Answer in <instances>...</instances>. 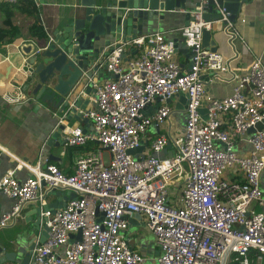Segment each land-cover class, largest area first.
Listing matches in <instances>:
<instances>
[{
    "label": "built area",
    "instance_id": "built-area-1",
    "mask_svg": "<svg viewBox=\"0 0 264 264\" xmlns=\"http://www.w3.org/2000/svg\"><path fill=\"white\" fill-rule=\"evenodd\" d=\"M210 1L217 2L200 0L194 20L181 30L193 54L189 71L182 70L175 43L162 33L136 38L110 54L106 72L117 78L93 82L89 99L96 106L82 113L93 133L79 126L64 130L67 147H99L77 161L73 175L18 159L0 180V192L14 202L0 213V231L16 225L29 205L41 204L50 235L34 249L35 264H146L125 236L136 214L162 248L154 264H264V64L258 58L235 74L229 96L209 93L205 74L231 69L220 53L203 47L204 34H215L221 25L229 43L242 39L225 8L218 20L204 18ZM182 94L188 97L183 131L152 136L151 130L172 125L168 101ZM243 136L251 149L239 155ZM142 143L147 146L141 154H130ZM169 145L174 155L161 158ZM24 168L30 175L18 179L16 172ZM227 173L244 180L226 181ZM55 190L76 198L63 209L44 210ZM78 233L81 240L71 239Z\"/></svg>",
    "mask_w": 264,
    "mask_h": 264
},
{
    "label": "crops",
    "instance_id": "crops-1",
    "mask_svg": "<svg viewBox=\"0 0 264 264\" xmlns=\"http://www.w3.org/2000/svg\"><path fill=\"white\" fill-rule=\"evenodd\" d=\"M34 1L37 4L39 14L29 16L16 9L12 22L14 26L19 28L20 35L12 40L0 43V180L18 164V159L31 166H36L38 163H41L43 167L46 164H53L65 175H73L76 163L81 157L88 152L99 151V147L95 142L76 148L67 147L64 142V130L70 126H79L87 134L93 133L91 121L82 114L87 113L96 106L89 99L94 92L93 89L90 90L91 94L84 98L85 108L80 110V117L71 120L62 119L55 109L48 110V108L31 101L30 96L25 91L31 71L28 64L32 52L30 49L33 50V47L41 46L47 41L33 38L30 34L31 27L39 22L49 38L53 35L58 21L81 4V0ZM0 3H2V0H0ZM192 5L191 1L187 2V7ZM4 22L5 14L0 12V28H6ZM234 22H236L241 33V40L238 39L233 44L229 43L227 35L223 32V27L216 25V33L213 34V39L205 46L206 49L220 53L230 63L231 73L207 72L204 76L207 90L217 98H224L231 94L235 74L245 73L258 58H261L264 64V0H242L239 14ZM184 23V12L176 10V12L166 14L165 19L158 21L157 26L146 32L144 36L162 33L168 41H183L181 30ZM215 48L216 51L213 50ZM135 54L132 50L128 52V56L131 58ZM176 59L184 72L189 71L191 64L189 54L177 53ZM103 75L102 78L97 75L93 82L112 79L107 72ZM178 103L179 100L177 99L171 104L174 109L172 125L169 124L161 129L151 130L150 134L152 136H157L159 131L161 134L169 135H177L183 131L185 110H176ZM151 110L148 114L154 112L153 109ZM62 120L65 126L64 130H60ZM246 139L247 137L243 136V140H240L236 146L239 155H245L251 149ZM103 155L106 159H109L108 152L104 151ZM173 155V147H168L161 153L160 157L169 158ZM29 175L30 172L26 168L16 172L18 179H25ZM225 180L241 182L244 177L239 173L231 175L227 173ZM263 181L264 179L261 185ZM58 199V196L51 194L46 197L48 205H54L58 202ZM13 204L14 202L11 199L0 192V213L10 211ZM41 210L40 202L29 205L24 209L22 217L16 225L0 231V264H35L33 252H31L30 259L25 260L26 252L22 245L29 250V244L22 243V241L26 239L23 238L24 232L35 228V224L41 218ZM134 227H143L145 231L149 232L142 217L131 222L129 229L131 230ZM36 237V245L38 246L42 244L39 243L40 231L36 232ZM126 238L131 246L138 251H140L141 246H145L147 248V259L155 256L152 244L148 241H138L136 239L132 244L131 239L127 236ZM13 253H15L14 256ZM27 253L30 252L27 251ZM2 260L4 261L1 262Z\"/></svg>",
    "mask_w": 264,
    "mask_h": 264
},
{
    "label": "water",
    "instance_id": "water-1",
    "mask_svg": "<svg viewBox=\"0 0 264 264\" xmlns=\"http://www.w3.org/2000/svg\"><path fill=\"white\" fill-rule=\"evenodd\" d=\"M188 1L193 3L191 7H187ZM241 2L242 0L210 1L209 13L204 14V18L208 21L218 20L220 8H225L231 15V20L235 21ZM200 4V0H81L80 6L58 21L49 45L48 38L45 44L30 49L32 52L28 64L31 71L25 89L29 99L48 110L55 109L62 119H77L80 117V110L85 108V96L91 94L93 79L97 75L100 78L104 76L107 60L115 49L144 37L146 32L157 26L158 21L165 19L166 14L176 10L184 12V27L189 26L190 21L194 20L192 14L197 12ZM212 39L213 34L205 33L203 47ZM174 43L176 53L189 54L192 58V51L182 40H175ZM109 75L113 79L117 78L113 74ZM177 99L179 103L176 110H185L187 95L173 97L168 102L173 104ZM158 104L154 106L157 107ZM202 113L207 112L203 110ZM64 128L61 124L60 130ZM146 146L142 143L140 148L130 151V154H141ZM168 147L172 148L171 145ZM50 194L58 196V202L49 204L44 210L63 209L69 200L76 198L74 193L67 190H55ZM136 218H141V215L136 214L131 222ZM45 223L46 220L40 218L35 228L24 232L23 238L26 239L22 243L29 244V250L22 245L26 261L37 246L36 232H41L39 243H44L49 237L50 231ZM74 238L81 240V233L71 235V239ZM146 250L145 246L140 247V253L145 257Z\"/></svg>",
    "mask_w": 264,
    "mask_h": 264
},
{
    "label": "trees",
    "instance_id": "trees-1",
    "mask_svg": "<svg viewBox=\"0 0 264 264\" xmlns=\"http://www.w3.org/2000/svg\"><path fill=\"white\" fill-rule=\"evenodd\" d=\"M18 9L23 14L29 16H36L39 14V10L37 4L34 0H23L19 4L13 5L9 3H0V12H4L5 14V22L4 25L6 28H0V43H3L7 40H12L20 35L19 28L14 26L12 22V18L14 15V11ZM30 34L33 38L39 40H47L48 35L45 32L44 27L39 22L35 23L31 29ZM238 264V263H236Z\"/></svg>",
    "mask_w": 264,
    "mask_h": 264
},
{
    "label": "rangeland",
    "instance_id": "rangeland-1",
    "mask_svg": "<svg viewBox=\"0 0 264 264\" xmlns=\"http://www.w3.org/2000/svg\"><path fill=\"white\" fill-rule=\"evenodd\" d=\"M183 123H185V117L183 118ZM218 149H222V146L217 145ZM108 157V156H107ZM264 179V173L261 177V182ZM262 189H264V181L262 183ZM130 230V229H129ZM126 231L125 235L131 239L132 244H134V240L138 241H148L149 243L152 244V247L155 251V256L154 257H149L148 258V263L147 264H153L154 258H158L162 254V248L157 244L155 236L151 232H147L143 229V227H134L130 231ZM133 234L134 237H133Z\"/></svg>",
    "mask_w": 264,
    "mask_h": 264
}]
</instances>
